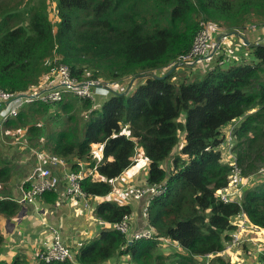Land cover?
<instances>
[{"label":"trees","instance_id":"obj_1","mask_svg":"<svg viewBox=\"0 0 264 264\" xmlns=\"http://www.w3.org/2000/svg\"><path fill=\"white\" fill-rule=\"evenodd\" d=\"M39 1L26 9L24 24L12 22L14 6L4 2L8 8L0 11V89L26 92L60 62L78 80L140 79L128 89L108 87L97 100L65 92L55 101L24 103L2 123L0 140L2 133H19L26 144L63 157L68 169L94 167L79 187L90 200L99 198L92 214L109 224L132 212L107 195L137 148L147 160L146 183L163 191L146 202L145 221L153 231L148 239L128 243L126 233L107 226L72 250L75 261L15 255L0 264H103L112 258L121 264H198L223 249L237 213L264 230V180L238 200L215 194L230 171L218 148L226 124H233L234 161L242 174L264 163V43L250 44L252 56L244 61L221 62L219 52L200 74L174 79L202 23L239 32L247 20H264V0H53L56 21L46 0ZM5 154L0 146V214L10 218L26 203L10 194L13 172ZM38 198L58 200L53 190ZM166 240L175 249L169 251ZM223 258L211 260L223 264Z\"/></svg>","mask_w":264,"mask_h":264},{"label":"built area","instance_id":"obj_2","mask_svg":"<svg viewBox=\"0 0 264 264\" xmlns=\"http://www.w3.org/2000/svg\"><path fill=\"white\" fill-rule=\"evenodd\" d=\"M228 37L229 32L221 24L213 21L204 22L201 24V28L194 39L192 47L186 54L179 58V61L185 63H199L202 62L203 59H211L212 56L211 58L209 57L212 52L217 50L220 45L226 42ZM221 56L222 52L220 53V57ZM50 77V79H40L37 84L31 85L30 88L23 93L0 89V134L2 123L9 117L14 116L24 103L35 100L43 102L55 101L60 99L62 94L65 92L93 98L96 88L103 87L107 91L108 87H118V82L113 80H102L100 78L78 80L76 77L72 76L69 67L62 62L55 65ZM28 148L34 155L37 156V161L33 164L31 172L26 179L29 183V187L25 189V191L17 198L18 202L30 203L37 199L45 191H55L59 179L61 178L60 176H62L67 183L64 194L76 196L83 200V204L85 206H89V197L81 191L79 181L81 178L91 173L94 167L89 168L88 170L81 167L78 171L66 169V160L63 157L48 153L44 150H39L37 148ZM56 166H60V168H62L61 175L53 171V168ZM243 182L244 178L242 177V169L240 165L234 161L230 164L227 185L223 188L217 189L215 194L222 201L227 202L232 200L235 197L230 196L229 188L231 186L243 184ZM23 183L24 182L21 183V187H23ZM162 191L163 188L160 184H145L132 186L130 188L132 198L140 199L144 196L146 197L145 204L142 208V215L144 218L147 211L146 202L148 201V198L150 196L160 194ZM64 194H62V196H65ZM232 222L234 224V228L230 231L229 239L225 242L223 249L215 254L206 253L204 256L205 259L202 260V263L200 264H207L208 258L212 256L225 254L222 253V251L229 253L231 249L239 243L242 235L248 228H260L259 226L251 223L243 211L233 216ZM111 227L127 233L128 216L125 215L119 222L112 223ZM152 232L151 228L135 232L132 235L133 237H129L127 241L132 243L136 239H148L152 236ZM166 242L177 246L176 243H171L168 240H166ZM165 246L169 245L166 243ZM72 257V252L66 245L63 244L60 236L56 232H53L51 245L45 251H41L38 259H41L42 261H62L65 259L72 260ZM38 259L36 258V260Z\"/></svg>","mask_w":264,"mask_h":264},{"label":"rangeland","instance_id":"obj_3","mask_svg":"<svg viewBox=\"0 0 264 264\" xmlns=\"http://www.w3.org/2000/svg\"><path fill=\"white\" fill-rule=\"evenodd\" d=\"M237 1V0H235ZM10 6H14L13 10L17 14L15 16V19L12 21L15 24H24L27 21V14L26 9L30 4L38 5L40 3L39 0H29L28 5H25V0H0V11L6 10L8 7L5 5V3ZM46 5L48 7V15L51 18L52 21H56L57 16L55 14V2L53 0H46ZM6 11H4L5 13ZM229 32V37L226 42H224L217 50H214L209 58L211 59H203L204 63H211L210 60L216 58L219 55V51L222 52V61H225V63H232V62H239L244 61L242 59H246L250 57L251 47H249L250 42L246 44V40L251 41L252 43H257L255 40L263 41L264 39V20L262 19H251L247 20L244 23L243 28L239 32ZM245 40V41H244ZM255 41V42H253ZM181 66L177 67L175 70L174 79L177 77H195L196 75L200 74L198 71H194L190 69V66H187L188 64H193L195 66L198 63H192V62H182ZM205 64V65H206ZM196 70V66L194 67ZM192 71V73H191ZM52 72V71H51ZM50 70L45 73L40 79H49L51 75ZM192 74V75H191ZM85 79V78H82ZM140 78L138 77H131L128 79H124L122 84H118L119 86H124L127 89L131 88ZM108 95V91H106L105 88L99 87L96 88L93 99L97 100V98H101L103 96ZM232 123L226 124L221 129V135L225 137L224 141L221 142V144L218 146L221 150L222 154V161L227 162L228 164H231L234 162L235 153L233 150L234 143L231 140V134L230 130L232 128ZM4 135V136H3ZM10 137L6 138L5 134L2 133V138L0 140V146L2 149H4V152H6L5 156L6 158L11 161L13 172L17 175L20 174V170L22 167L21 162V156L23 152L25 151V147H33L36 149L34 144H26V141L24 138L19 137V133L11 132L9 133ZM8 136V135H7ZM19 137V138H18ZM20 139V140H19ZM93 150L95 153L98 154V147L93 146ZM136 155V156H135ZM134 157H137V151L135 153ZM143 156V155H141ZM264 157V155H263ZM258 161L256 162V164ZM142 165V164H141ZM140 165V166H141ZM139 166V167H140ZM259 168L257 170H254L247 174H242V177L244 178L243 184H238L236 186H231L229 188L230 196L235 197L237 200L242 196V192L244 189H248V187L254 186L256 183L264 180V163H259ZM147 172V168L139 169L138 175L134 177V180L129 185H133L134 182H136L141 176L140 173L145 174ZM116 182V180H115ZM134 186H139L142 184H138L139 182H136ZM113 189V185H112ZM25 189L20 186V194L24 192ZM107 195L108 198L115 196L118 197V195L115 193H112L114 191H110ZM130 193V191H129ZM65 196L61 195L62 200L65 199ZM125 202L130 204L132 207L134 205V200L131 197L124 198ZM60 200V203L56 207H63L66 206L64 204L65 200ZM82 202L83 200L80 199ZM88 201L89 198H88ZM41 202L38 198L35 199L33 202L26 203V204H32L36 208V211L33 209H30V211L26 213L25 216L23 215H16L12 218L13 227L10 231V228H8L9 232L13 235L14 240L11 241L14 243V250L15 253H11L12 251L8 250L7 244H2V250L0 251V259L1 260H8L12 259L15 255H21L25 258L29 259L32 257L39 258L41 251H45L52 242V233L56 232L60 238L62 239V242L64 245H66L69 250L72 252V260L74 259V253L69 245H67L66 236L65 234L60 230L58 226H55L50 220L48 221V217L46 216L47 213L51 211H55V206H52V209L48 207H44L43 211L40 209V203ZM70 203H74V206H76L77 202H74L73 200H70ZM82 204V203H81ZM86 209H88V206H86ZM92 212V210L90 211ZM67 212H64V214H60L62 217L66 216ZM74 213V212H73ZM90 214V213H89ZM1 219H5L3 215H0ZM32 220V221H30ZM36 220V222H34ZM68 222L67 220L63 219L60 220V222ZM6 222V220H5ZM37 222L39 223V226L37 225ZM21 223H26L25 228L23 225H20ZM30 223V225H29ZM111 226V224H109ZM3 228V225L0 226V229ZM10 235V237H12ZM6 236V235H5ZM133 237V236H132ZM166 242V241H165ZM168 243L169 246H166L167 249L173 250L175 249V245ZM32 250H29V249ZM13 250V251H14ZM222 253H225L222 255L224 257L223 264L227 262L228 264H261L262 258L261 256L264 255V230L261 228L255 229V228H248L247 231L242 235L239 243L234 246L229 253L226 251ZM214 256L208 258V261L211 260ZM227 257V258H226ZM126 260L129 258L127 256L124 257ZM228 259V260H227ZM41 260V259H40ZM69 260V259H68ZM71 260V261H72ZM202 260H197L198 264L202 263ZM125 261V260H124ZM123 262V261H122ZM217 260L210 261L209 264H215ZM31 263V262H30ZM103 264H121L119 263V260L116 258H112L108 260L107 262ZM130 264V263H129Z\"/></svg>","mask_w":264,"mask_h":264},{"label":"crops","instance_id":"obj_4","mask_svg":"<svg viewBox=\"0 0 264 264\" xmlns=\"http://www.w3.org/2000/svg\"><path fill=\"white\" fill-rule=\"evenodd\" d=\"M255 41L257 43L258 42L264 43V39H263V41H260V40H255ZM255 41H253V42H255ZM248 42H250V44H253L251 41L246 40V44ZM251 56L252 55L250 52L249 58H251ZM246 59H248V58H246ZM211 63H213V62H211ZM205 64L206 63H204L202 61V62H199L198 64L195 65L196 70L194 69L195 66H193V65H191L189 68L194 70V71L203 72L205 70V68L209 66V63H207L206 65ZM191 73H192V71H191ZM136 151H137V157L136 158L134 157L133 163L129 167L124 169L118 176H116L112 180V185H113L112 191H114L112 193H115V195L117 194L118 197H115V196H112L110 198L107 197L109 200H112L116 203H127L124 201L125 200L124 198H128V197L132 198L131 193H129V191H130V188L132 186L137 184L136 182H139L138 184H142V185L147 184L146 180H145L146 173L145 174L140 173L141 176L139 178H141V179H138L136 182L133 183V185H129L130 179H131V182L134 180V177L136 175H138L139 169L147 168V160L143 156H141V155H143L142 150L140 148H137ZM98 154L100 155V150L98 151ZM36 161H37V156L34 155L29 150L28 146H26L25 151L23 152V154L21 156L22 167L20 170V174L19 175L15 174L13 172V167H12L13 173H12V176L10 178L9 186H10V194L13 198L16 199L20 196V193H19L20 192V185L22 182H24V183L27 182L26 179L29 176L31 169H32V166ZM9 162L11 164V161H9ZM65 168L68 169L70 167L67 164V165H65ZM61 170H62V168H60V166H56L53 168V171L55 173H58L59 175L62 174ZM60 177L61 178L59 179L57 188L55 190L57 192L58 200L54 203V202L46 201L45 199L38 198L41 201V202H39L40 203V209H42L41 211H43L44 207H48V208L52 209V206H55V209H56L55 211H51V212L46 214V216L48 217V221L50 220V222H52L55 226H58L60 228V230L66 236L65 242L67 243V245H69L72 250L76 251V250H78L81 243L85 239L96 236L102 228L107 227V226L111 227V226L109 225V223L97 219L96 217H94L92 212H90L91 207L92 208L94 207L95 203H97L99 201V198L91 197L92 199L91 200L89 199L90 201H89L88 209H86V206L83 204V202L80 200V198L73 196V195H65L64 194V190H65L67 183H66V180L64 178H62V176H60ZM115 180H116V182H115ZM24 183H23V185H24ZM62 194H64L65 195L64 198L67 199V201L64 202V204L66 206L56 207L60 203V200H62V198H61ZM145 198H146L145 196L140 198V199L132 198L134 200L133 207L129 204L132 208V212L128 217V229H127V233H126L128 238L131 237L135 232L143 231V230H146L149 228V226L147 225V223L145 221V218L142 215V208L145 204ZM65 199H63V200H65ZM70 200L77 202L76 206H74V203H70ZM30 209H33L36 211V208L34 206H32V204H25L24 212L21 214H18V215L25 216L27 211L29 212ZM64 212H67L66 216L62 217L60 214H64ZM14 216H16V215H14ZM14 216H12L10 218H6L4 216L5 219H1V216H0V226L3 225V228L0 229V231L3 233L2 244L5 241V244H7L8 250L12 251L11 253H15L14 246H13L14 243L11 242L14 240V238H13V235L11 234V232H9L8 228H10V231H11L13 224H14L12 222V218ZM63 219L67 220L68 222L64 221L61 223L60 220H63ZM5 220H6V222H5ZM30 221H32V220H30ZM34 222H36V220ZM20 225H23L25 228H27L26 223H21ZM29 225H30V223H29ZM37 225L39 226L38 222H37ZM10 235H12V237H10ZM2 244L0 246V251L2 250ZM29 250H32V249H29ZM10 260L11 259H8L5 261H10Z\"/></svg>","mask_w":264,"mask_h":264},{"label":"water","instance_id":"obj_5","mask_svg":"<svg viewBox=\"0 0 264 264\" xmlns=\"http://www.w3.org/2000/svg\"><path fill=\"white\" fill-rule=\"evenodd\" d=\"M176 65H177V63L174 64L173 66H171L169 70H171V69H172L174 66H176ZM169 70H168V71H169ZM128 243H129V242H128Z\"/></svg>","mask_w":264,"mask_h":264},{"label":"bare ground","instance_id":"obj_6","mask_svg":"<svg viewBox=\"0 0 264 264\" xmlns=\"http://www.w3.org/2000/svg\"><path fill=\"white\" fill-rule=\"evenodd\" d=\"M85 207V206H84Z\"/></svg>","mask_w":264,"mask_h":264}]
</instances>
